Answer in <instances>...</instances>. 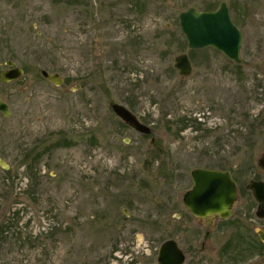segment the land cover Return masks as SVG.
I'll return each instance as SVG.
<instances>
[{"label": "rangeland", "instance_id": "rangeland-1", "mask_svg": "<svg viewBox=\"0 0 264 264\" xmlns=\"http://www.w3.org/2000/svg\"><path fill=\"white\" fill-rule=\"evenodd\" d=\"M222 1L242 33L239 63L192 52L179 28L181 11ZM9 60L24 72L0 80V264H156L169 238L185 264H237L222 246L264 227L244 191L263 152L264 0H0V72ZM195 167L234 170L244 191L207 237L182 203Z\"/></svg>", "mask_w": 264, "mask_h": 264}, {"label": "water", "instance_id": "water-1", "mask_svg": "<svg viewBox=\"0 0 264 264\" xmlns=\"http://www.w3.org/2000/svg\"><path fill=\"white\" fill-rule=\"evenodd\" d=\"M178 24L190 50H200L206 47L224 54L229 60L239 63L242 33L231 18L226 2L222 1L213 10H197L189 7L178 14ZM6 68L0 72V80L4 83L18 79L23 75V69L7 61ZM175 69L183 76L192 72V63L187 53H180L174 58ZM42 77L60 85L63 79L58 73L40 70ZM111 108L129 127L142 134H150L149 126L122 104L113 103ZM0 112L9 115L7 103L0 98ZM153 143V139L151 140ZM2 165V163L0 162ZM257 164L264 169V140L263 152ZM5 166V165H3ZM191 187L182 196V203L188 212L196 218L219 215L225 219L229 217L236 202L237 189L235 182L227 171H217L203 167L191 169ZM247 188L252 191L258 202L256 214L264 216V182L251 181ZM185 255L173 238L164 240L158 249L156 264H184Z\"/></svg>", "mask_w": 264, "mask_h": 264}, {"label": "flooded vegetation", "instance_id": "flooded-vegetation-1", "mask_svg": "<svg viewBox=\"0 0 264 264\" xmlns=\"http://www.w3.org/2000/svg\"><path fill=\"white\" fill-rule=\"evenodd\" d=\"M255 168H256V173H254L253 175L254 178H250L246 181V184L244 186V191L250 194V201H252V204L250 203V205L248 206V208L251 206L250 210L248 211L249 212L252 211L250 213L254 212L255 217L257 218V220H259L258 222H262L264 220V216L258 217L256 214L258 202L255 200L252 194V191L247 188V185L251 181L264 182V169L260 167L258 164ZM206 169L229 172L236 185L237 198H236L235 204L232 207L229 217L225 219L221 218L219 215H211V216H207L205 218L199 219L189 213L194 218L205 222V228H207L205 231V237L208 236L209 231H214L217 229L218 223H223V222H226L232 219L231 217L234 215V209L237 205L238 197L240 194H242V192H244L242 188L239 187V183H238L239 176L234 172V170L223 169V168H206ZM235 225L237 229L242 226V224H240L238 221L235 223ZM262 227L263 226L261 225V227L257 229L254 228L253 233L248 230L246 233H244L242 230H236L237 232L235 233V237L229 239L228 242H226L225 245L222 246V249L220 250V258L223 260L229 259L231 262H235L237 264H250V263L264 264V259L262 261L256 260L257 259L256 257H258L259 254L263 252L264 250V227L263 228ZM184 255H185V260H186L185 252H184ZM184 264H185V261H184Z\"/></svg>", "mask_w": 264, "mask_h": 264}, {"label": "trees", "instance_id": "trees-1", "mask_svg": "<svg viewBox=\"0 0 264 264\" xmlns=\"http://www.w3.org/2000/svg\"><path fill=\"white\" fill-rule=\"evenodd\" d=\"M73 1H75V2H77V0H73ZM68 3H70V1H67ZM213 9H215L214 7H206L205 8V10H213ZM192 52H193V50H191ZM183 125L185 126L186 124H184L183 123ZM36 158H37V156H36ZM3 230V229H2ZM6 239V237L5 236H2L1 235V232H0V240L2 241H4ZM15 240L17 241V242H21V243H24V242H26V241H29V239L27 238V239H24V240H21V237L20 236H18L17 238H15Z\"/></svg>", "mask_w": 264, "mask_h": 264}]
</instances>
